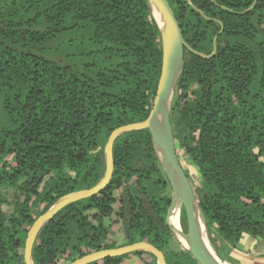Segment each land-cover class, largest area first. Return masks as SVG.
<instances>
[{
  "label": "trees",
  "instance_id": "1",
  "mask_svg": "<svg viewBox=\"0 0 264 264\" xmlns=\"http://www.w3.org/2000/svg\"><path fill=\"white\" fill-rule=\"evenodd\" d=\"M167 1L192 50L211 55L221 30L212 56L184 49L169 111L175 149L200 175L208 239L216 251L264 240V0ZM161 59L148 0H0V264H25L35 219L103 178L106 140L148 116ZM112 153L107 186L40 228L33 263L146 241L167 264H199L167 224L170 184L148 129L121 134ZM128 261L157 264L147 251L87 264Z\"/></svg>",
  "mask_w": 264,
  "mask_h": 264
},
{
  "label": "water",
  "instance_id": "2",
  "mask_svg": "<svg viewBox=\"0 0 264 264\" xmlns=\"http://www.w3.org/2000/svg\"><path fill=\"white\" fill-rule=\"evenodd\" d=\"M148 2L150 4L152 15L155 10L159 14L160 21L155 17L154 19L160 31L162 49L161 71L155 95L151 103L150 112L142 121L121 125L111 131L103 148L105 156V173L103 178L96 185L64 195L35 219L30 226L24 241L23 262L25 264H34L31 257L33 243L38 231L45 223L52 219L65 206L92 196L107 186L113 174L112 151L115 140L125 132L141 129H148L158 158L172 190L170 206L167 214V224L173 236L176 238V235L172 230L170 215L176 197L179 199L184 209L188 228V236H185L190 242V247H186L178 240V238L176 239L193 255L199 264H219L215 257H213V254L211 255L210 253L211 251L214 253V250L207 236L203 216L199 209L190 180L177 157L172 129L169 123V111L174 89L182 69L184 49L186 48L195 52L204 58L212 56L216 51V38L221 30L218 31L213 38V50L211 55H202L189 48L185 42L179 23L167 0H148ZM162 27L166 28L167 36L164 35ZM197 213L199 214L200 219L198 218ZM134 251H147L156 258L157 264H167L163 251L146 241H138L112 249L91 252L68 264H87L92 261L121 256Z\"/></svg>",
  "mask_w": 264,
  "mask_h": 264
},
{
  "label": "rangeland",
  "instance_id": "3",
  "mask_svg": "<svg viewBox=\"0 0 264 264\" xmlns=\"http://www.w3.org/2000/svg\"><path fill=\"white\" fill-rule=\"evenodd\" d=\"M176 153H177V157H178L181 165L183 166V168H184V170H185V172H186V174L190 180L192 187L194 188L196 185H198L200 183V175H199L197 167L194 164H192L191 161L185 157V155L183 154V152L180 149H176ZM14 192H15L14 188L8 187V188L2 189V193H3L4 197L6 199H8L9 201L12 200V196H13ZM166 193L171 197V195H172L171 187H168L166 189ZM181 208H182V215H181V219H179ZM4 209L6 211H8V207L6 205H4ZM183 214H184L183 206H182L181 202H178V205L176 208V215H177V219H178V224H179L180 230L182 227L184 234L188 236V228H187V226H184V224L182 223L183 222V220H182ZM180 223H181V226H180ZM186 225H187V223H186ZM117 230H118V228L116 226L113 231L116 232ZM182 230H181V233L183 234ZM119 239H121V237H119ZM185 241L188 244V246H186L184 243H182V244L185 245L186 247H190V242L187 240V237H185ZM170 244L171 245L174 244L173 239H171ZM174 248H176V247L174 246ZM213 250H214V255L220 261H223L226 264H252V263H250L246 260H243L237 256H235V257H233V255L230 256L228 249H227V251H228L227 253H225V251H223V250L216 251L214 248H213ZM262 263H264V261ZM126 264H134V263L132 261H128V262H126Z\"/></svg>",
  "mask_w": 264,
  "mask_h": 264
},
{
  "label": "crops",
  "instance_id": "4",
  "mask_svg": "<svg viewBox=\"0 0 264 264\" xmlns=\"http://www.w3.org/2000/svg\"><path fill=\"white\" fill-rule=\"evenodd\" d=\"M229 255L237 256L252 264H264V240L243 234L236 247L229 249ZM225 250V253L228 252Z\"/></svg>",
  "mask_w": 264,
  "mask_h": 264
},
{
  "label": "bare ground",
  "instance_id": "5",
  "mask_svg": "<svg viewBox=\"0 0 264 264\" xmlns=\"http://www.w3.org/2000/svg\"><path fill=\"white\" fill-rule=\"evenodd\" d=\"M154 10V9H153ZM153 17H155L157 20L160 21V18H159V14L157 13V11L155 10V12L153 13ZM162 31L164 33L165 36H167V30L165 27H162ZM178 202L179 199L175 197V201H174V204H173V208H172V212H171V215H170V221H171V226H172V230L174 231L175 235H176V238H178V240L181 242V243H184L186 246H188V244L186 243L185 241V235L181 233V230H180V227H179V224H178V219H177V215H176V208H177V205H178ZM195 213H196V210H195ZM176 215V216H175ZM197 216L198 218L200 219V216L199 214L197 213ZM185 237H184V236ZM211 255L213 254V257H215V259L217 260V262L219 264H226L225 262L223 261H220L215 255L214 253L211 251L210 252Z\"/></svg>",
  "mask_w": 264,
  "mask_h": 264
}]
</instances>
